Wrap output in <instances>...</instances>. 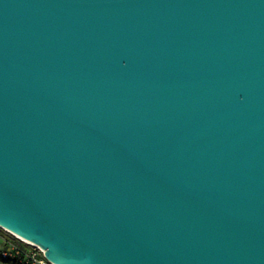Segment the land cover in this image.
<instances>
[{
	"label": "water",
	"instance_id": "95a60500",
	"mask_svg": "<svg viewBox=\"0 0 264 264\" xmlns=\"http://www.w3.org/2000/svg\"><path fill=\"white\" fill-rule=\"evenodd\" d=\"M0 227L55 264H264V0H0Z\"/></svg>",
	"mask_w": 264,
	"mask_h": 264
},
{
	"label": "built area",
	"instance_id": "2783aa9c",
	"mask_svg": "<svg viewBox=\"0 0 264 264\" xmlns=\"http://www.w3.org/2000/svg\"><path fill=\"white\" fill-rule=\"evenodd\" d=\"M12 235L18 240L9 239L7 245L0 248V264H55L45 256V250L39 244Z\"/></svg>",
	"mask_w": 264,
	"mask_h": 264
},
{
	"label": "rangeland",
	"instance_id": "374dc122",
	"mask_svg": "<svg viewBox=\"0 0 264 264\" xmlns=\"http://www.w3.org/2000/svg\"><path fill=\"white\" fill-rule=\"evenodd\" d=\"M0 233L4 236V237H6V238H12L13 239V236L14 235H12V233L13 232H11L10 230H8V229H5V228H3V227H0ZM14 234V233H13ZM16 235V234H15ZM17 236V235H16Z\"/></svg>",
	"mask_w": 264,
	"mask_h": 264
},
{
	"label": "crops",
	"instance_id": "0c3cea01",
	"mask_svg": "<svg viewBox=\"0 0 264 264\" xmlns=\"http://www.w3.org/2000/svg\"><path fill=\"white\" fill-rule=\"evenodd\" d=\"M11 240L12 238H6L0 233V248H3L7 245V240Z\"/></svg>",
	"mask_w": 264,
	"mask_h": 264
},
{
	"label": "bare ground",
	"instance_id": "6f19581e",
	"mask_svg": "<svg viewBox=\"0 0 264 264\" xmlns=\"http://www.w3.org/2000/svg\"><path fill=\"white\" fill-rule=\"evenodd\" d=\"M14 234H16L15 232H13ZM16 235H18V234H16ZM18 236H20V235H18ZM20 237H22V236H20ZM22 238H24V237H22ZM25 239V238H24Z\"/></svg>",
	"mask_w": 264,
	"mask_h": 264
},
{
	"label": "trees",
	"instance_id": "16d2710c",
	"mask_svg": "<svg viewBox=\"0 0 264 264\" xmlns=\"http://www.w3.org/2000/svg\"><path fill=\"white\" fill-rule=\"evenodd\" d=\"M13 239H14V240H18V238H17V237H13Z\"/></svg>",
	"mask_w": 264,
	"mask_h": 264
}]
</instances>
